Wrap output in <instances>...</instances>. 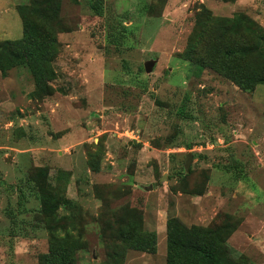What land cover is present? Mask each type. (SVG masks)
Masks as SVG:
<instances>
[{
    "label": "rangeland",
    "instance_id": "1",
    "mask_svg": "<svg viewBox=\"0 0 264 264\" xmlns=\"http://www.w3.org/2000/svg\"><path fill=\"white\" fill-rule=\"evenodd\" d=\"M93 1L61 0L49 95L25 68L0 74V264H40L52 235L78 240L75 264H111L127 220L156 247L119 264H165L171 216L230 222L226 247L200 240L222 264H264V84L242 91L184 56L200 5L264 27V0H99L101 16ZM26 3L0 0V41L21 36ZM38 168L60 199L51 216L24 185Z\"/></svg>",
    "mask_w": 264,
    "mask_h": 264
},
{
    "label": "trees",
    "instance_id": "2",
    "mask_svg": "<svg viewBox=\"0 0 264 264\" xmlns=\"http://www.w3.org/2000/svg\"><path fill=\"white\" fill-rule=\"evenodd\" d=\"M29 1H33L34 6L18 13L21 36L0 41V74L6 76L11 68H25L33 78L31 94L41 98L51 92L46 81L54 77L51 63L60 44L57 34L61 31L58 28L61 0H24L25 3ZM89 7L95 15H102L99 0L90 2ZM184 56L198 72L210 69L240 90L252 92L257 85L264 84V27L243 11L235 12L231 17H217L200 5L194 15ZM155 102L160 103L158 99ZM91 167L96 170L97 164L93 162ZM43 170L38 168L35 175L24 180V185L33 183L30 188L38 193L41 215L51 216L60 207V199L53 193L44 192L46 172ZM234 229L230 222L187 226L178 218L169 217L166 220L165 264H222L200 236L205 234L216 244L225 246ZM155 234L142 230L139 220H127L114 236L119 242L113 244L110 263H121L126 247L154 253ZM78 245V240L72 237L52 235L48 250L39 257L40 264H75L74 252ZM243 261L239 258L235 264Z\"/></svg>",
    "mask_w": 264,
    "mask_h": 264
},
{
    "label": "water",
    "instance_id": "3",
    "mask_svg": "<svg viewBox=\"0 0 264 264\" xmlns=\"http://www.w3.org/2000/svg\"><path fill=\"white\" fill-rule=\"evenodd\" d=\"M151 66V62H149V61H146L145 63H144V69H145V71H148ZM190 158H191V154L188 152L187 154H186V157H185V163H184V168L185 169H188V165H189V162H190Z\"/></svg>",
    "mask_w": 264,
    "mask_h": 264
}]
</instances>
